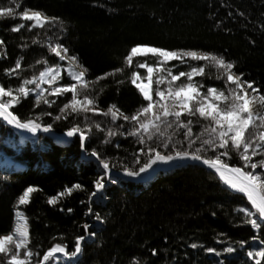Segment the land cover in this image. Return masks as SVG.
<instances>
[{
  "label": "trees",
  "instance_id": "1",
  "mask_svg": "<svg viewBox=\"0 0 264 264\" xmlns=\"http://www.w3.org/2000/svg\"><path fill=\"white\" fill-rule=\"evenodd\" d=\"M18 2V11L29 8L59 20L29 30L30 21L0 19V40L4 41L0 45V84L13 90L23 80L38 77L46 67L60 65L62 61L50 48L61 44L69 50V56H76L88 69L90 81L116 68L124 69L90 85L88 92L103 111L115 104L131 116L147 104L130 81L133 71H142L136 64L145 58L135 57L133 66L128 67L125 57L133 46L147 44L170 51L222 55L226 61L235 62L233 72L242 73L244 80L254 82L264 93V0ZM0 5H9V0H0ZM20 23L25 28L12 31ZM18 59L21 68L16 74L7 75L5 69L15 67ZM44 60L47 64L37 63ZM191 66L205 67V75L194 77V82L204 85L201 92L207 87H235L226 85L225 79H217L222 73L207 61L189 60L180 68L187 72ZM61 76V84L74 83L65 73ZM121 80L124 82L118 83ZM44 95L55 103H41L37 107L33 93L11 110L22 120L39 117L38 123L50 124L57 133H67L79 126L87 139L82 143L78 135L67 142L51 134L22 137L0 119V161L3 156L10 158L6 165L0 162V234L9 232L15 211L21 210L28 219L30 232L28 249L21 250L22 258L24 251L31 250V264H53L54 258L43 261L51 247L59 243L72 251L76 237L85 236L81 253L61 264H133L134 258L138 264H255L256 259L264 264V259L247 255L264 249V226L253 228L246 223L256 217L246 216L241 209L255 210L243 193L229 189L215 172L189 164L162 170L148 181L122 177L109 181L100 164L84 157V151L88 156L97 152L116 171H138L149 162L150 147L163 154L172 152L173 144L190 152L200 147L202 140L209 139L207 133L201 136L209 121L198 114L182 116L183 122H193L190 138H185L187 129L162 125L163 135L156 134L152 140L145 135V143L141 144L139 137L127 134L135 127L134 122L122 118L112 121L110 116L92 112L73 113L67 119L57 120L56 116L65 115L60 109L71 93ZM110 131L114 135H109ZM169 137L171 143L165 150L162 144ZM189 139L196 141L192 148H188ZM221 151L224 150L217 149L215 154ZM229 151L231 158L223 159L230 165L241 166L243 161L238 154L231 148ZM201 155L211 158L214 153L208 149ZM261 158L264 157L256 156L253 161ZM101 177L105 187L92 196L96 192L95 182ZM76 184L82 187L60 198L55 205L48 204L50 197ZM30 186L38 191L31 194L27 204L18 205V198ZM85 224L89 225L88 231ZM193 244L197 246L194 248ZM229 247L234 251H224ZM6 259L0 255V264Z\"/></svg>",
  "mask_w": 264,
  "mask_h": 264
},
{
  "label": "snow or ice",
  "instance_id": "2",
  "mask_svg": "<svg viewBox=\"0 0 264 264\" xmlns=\"http://www.w3.org/2000/svg\"><path fill=\"white\" fill-rule=\"evenodd\" d=\"M9 5H14L9 6ZM9 5H0V19H16L32 22L28 25V29L43 28L46 24L58 21L57 17H49L41 11L24 8L23 11H18L21 8V3L18 0H9ZM25 28L24 23L13 26L12 31L18 32ZM4 41L0 40V45ZM50 51L59 58V60L69 61L67 75L74 83L64 84L58 87H52L61 76V66H48L43 71L39 72L38 77L33 79H25L22 83L13 90L9 86L0 84V119L8 125H12L17 129H26L33 134L38 131L49 132L51 125L43 126L37 121L40 119L22 120L13 109L21 102L22 98H27L30 94L35 93V106L41 103L51 106L55 101H49L44 95L47 92L49 95L63 96L66 93H71V98L60 109L63 116L58 115L55 119H67L68 115L73 113H88L101 114L110 116L112 121L123 119L124 121L134 122L135 127L127 134L130 136L139 137L141 144L145 143V135L148 140H152L156 134L163 135L162 125L165 128H172L176 125L178 128L187 129L184 133L185 138H190L192 129L190 125L193 123L188 120L186 123L181 120L182 116L199 115L200 118L209 121L205 126L204 132L207 133L209 139L201 141V146L195 148L191 152L187 149L180 150L173 144V151L168 154H162L156 148L148 149L149 162L139 168L138 171L125 169L128 176H138L140 173L146 172L152 168L154 164L165 163L169 164L174 161L196 160L202 161L203 164L213 169L219 176V179L228 186L229 189L239 193H243L251 204L250 209H241L246 216H255V219L246 221L253 228H261L264 226V158L258 161H253L256 156L264 157V93H261L259 88L254 87V82L243 80V74L233 72L235 62H228L222 55H215L207 52H197L193 50L170 51L161 47H155L147 44H137L133 46L128 55L125 57V63L128 67L133 66V60L138 56H149L157 58L153 63L147 60L139 62L136 67L146 69L147 75L142 77L139 72L133 71L130 77L131 83L139 90L143 99L147 101L145 106H141L131 116L125 115L115 104L108 106L106 111H101L97 107V100L89 94L90 85L96 84L101 80H105L110 76H115L117 73H122L123 68H116L110 72H106L101 76H97L95 80L87 79L88 69L79 63L78 58L74 55L69 56V50L61 44H56L50 48ZM185 58H190L192 61H207L209 65L219 70L222 75L217 76V79H225L226 85L231 84L235 87L220 89L217 87H207L204 92L201 89L203 84L194 82V77L205 75L204 66H191L190 70L180 71L173 74L170 68L166 65L169 61L179 60L185 62ZM37 63H45L47 61H37ZM21 68V61L18 59L15 67L5 69V73L9 76L16 74ZM154 72H166L167 76L160 75L153 80ZM182 77H186V82L176 84V81H181ZM147 80V84L144 83ZM139 81V82H138ZM124 81H118L123 83ZM41 83H47L48 88H40ZM156 85L167 84V87L161 90L157 87L152 89V84ZM35 85L34 88L28 87ZM251 90V91H249ZM153 91L155 97L153 98ZM7 98V99H5ZM51 115V113H48ZM172 117V120H169ZM99 127V125H97ZM122 127V126H121ZM79 134V138L83 143L87 139L84 131L79 126H73L66 133L68 137ZM109 135H114L111 131ZM199 139V137H197ZM171 143L169 137L168 142L162 144V147L167 150ZM195 140L189 139L188 148H192ZM229 148L238 154L239 159L243 161L241 166L230 165L224 157L231 158ZM211 149L214 156L211 158L202 157L201 153ZM217 149L224 151L215 154ZM143 151V149L141 150ZM97 157L100 165L105 169L106 174L110 170V164L107 160L100 159L97 152L91 153ZM139 162V161H137ZM79 184L72 187H66L64 191L57 193L48 199V204L55 205L60 198L71 195L75 189H80ZM105 187L104 178L101 177L95 182L96 192L91 195L95 196L97 192ZM38 191L35 187H28L23 194L18 198V205L27 204L32 193ZM69 212L72 209H68ZM91 212V209H89ZM97 219L100 217L97 215ZM86 231L89 225L85 224ZM95 235V233H91ZM256 239V237H253ZM85 236L76 237L74 250L68 251L66 245L55 244L44 255L43 261L47 262L56 257L57 253L62 254L69 259L77 257L82 251V242ZM30 243V232L28 219L22 212L15 213V220L12 230L5 235H0V255L7 259L4 264H31L30 258L34 255L31 250L23 252L22 249H28ZM264 244V241H261ZM197 245L193 244L192 247ZM209 252H216L215 249H208ZM224 251L231 253L233 248L229 247ZM155 254V250H153ZM219 255V253H217ZM38 255V253L36 254ZM249 258L253 256L264 259V249L247 253ZM133 264L138 262L133 259ZM255 264H261L260 259L255 260Z\"/></svg>",
  "mask_w": 264,
  "mask_h": 264
},
{
  "label": "rangeland",
  "instance_id": "3",
  "mask_svg": "<svg viewBox=\"0 0 264 264\" xmlns=\"http://www.w3.org/2000/svg\"><path fill=\"white\" fill-rule=\"evenodd\" d=\"M197 52H200V51H197ZM141 57H144V56H141ZM145 59L144 60H142V62L143 61H145V60H147L149 63H153L157 58H155V57H152L151 55H149V56H146V57H144ZM189 60H190V58H185V62L184 63H181L179 60H174V61H169L168 62V64L166 65V67L167 68H170L171 70H172V73L173 74H177L178 72H180V71H184L183 69H181L180 68V66L181 65H187L188 63H189ZM64 62V63H63ZM60 66H61V75L63 74V73H65L66 75H67V69H68V67H69V61H67V60H64V61H62V63L60 64ZM142 71H137V72H139L140 74H141V76L142 77H144V76H146L147 75V71H146V69H142V68H140ZM160 75H164V76H167V73L166 72H154V74H153V80H155L158 76H160ZM68 76V75H67ZM69 77V76H68ZM70 78V77H69ZM244 80V79H243ZM186 82V77H182L181 78V81H176L175 83L176 84H179V83H181V82ZM139 82V81H138ZM144 83L145 84H147V80H144ZM47 83H41L40 84V88H47ZM61 85H63V84H61L60 83V80H58L57 81V83L56 84H54V85H52V87H58V86H61ZM152 89L153 90H155L157 87H159L161 90H163V89H165L166 87H167V84L165 83V84H161V85H156L155 83H153L152 84ZM153 98L154 99H158V97H155V94H154V91H153ZM99 110H101V111H103L102 109H100V108H98ZM17 131V130H16ZM22 137H26V136H31V134H27V135H24V134H22L20 131H17ZM163 154V153H162ZM1 162V164L2 165H6V164H8L9 162H10V158L8 157V156H3V158H2V160L0 161ZM158 165V163L157 164H154L153 166H152V168L153 167H155V166H157ZM149 169H151V168H149ZM148 169V170H149ZM147 170V171H148ZM108 178H109V181H113L114 179H110V177L109 176H107ZM103 190V189H102ZM102 190H100L99 192H101ZM99 192H97V194L99 193ZM23 194V193H22ZM17 211H19V212H21V210H16L15 211V213L17 212ZM15 213H14V216H13V222H12V225H11V228L9 229V232L12 230V228H13V224H14V220H15ZM9 232H6V233H9ZM6 233H2V234H0V235H4V234H6ZM68 261H69V258L68 257H64L62 254H60V253H57L56 254V257L54 258V263L53 264H61V263H68Z\"/></svg>",
  "mask_w": 264,
  "mask_h": 264
},
{
  "label": "water",
  "instance_id": "4",
  "mask_svg": "<svg viewBox=\"0 0 264 264\" xmlns=\"http://www.w3.org/2000/svg\"><path fill=\"white\" fill-rule=\"evenodd\" d=\"M10 126L13 127L15 130H17L14 126H12V125H10ZM38 134H51V135H55L57 137V139L60 140V141H62V142L70 141L71 139H73L76 136L75 135V136H72V137H68L66 135V133H57L52 128H51V131H49V132L38 131L35 134H31V136H35V135H38ZM77 135L79 136V134H77ZM26 137H28V136H26ZM84 157L88 161H94V162L100 164L99 163V160L97 159V157H95L93 155L92 156H88L85 151H84ZM189 164H191V165H199V166L205 167L208 170H211V171L215 172L213 169H211L207 165L203 164L202 161L189 160V161H186V162H182V161L181 162H178V163H176V164H174V165H172L170 167H156V169L151 174H148L147 171H146V172H143L142 174H140L138 176H128V175H126V173L119 172V171H116V170L110 168V170L107 172V176H109L110 179H116L117 177H122L124 179L132 180V181H136V182L148 181V180L154 179L158 175V173L160 171H162V170L172 169V168H175L177 166H187Z\"/></svg>",
  "mask_w": 264,
  "mask_h": 264
},
{
  "label": "bare ground",
  "instance_id": "5",
  "mask_svg": "<svg viewBox=\"0 0 264 264\" xmlns=\"http://www.w3.org/2000/svg\"><path fill=\"white\" fill-rule=\"evenodd\" d=\"M68 61V60H67ZM249 91H251V90H249ZM17 129V128H16ZM18 131H20L22 134H24V135H29V134H33V133H31V132H28L26 129H17ZM189 160H191V159H187V160H182V162H186V161H189ZM178 162H181V161H174V162H171V163H169V164H165V163H160V162H158V165L157 166H155V167H153V168H151V169H149L148 171H147V173L148 174H151L155 169H156V167H170V166H172V165H174V164H176V163H178ZM6 234H8V233H6ZM5 235V234H4Z\"/></svg>",
  "mask_w": 264,
  "mask_h": 264
}]
</instances>
